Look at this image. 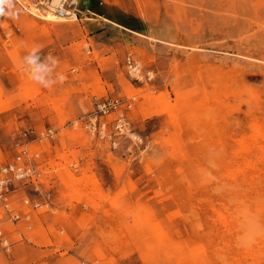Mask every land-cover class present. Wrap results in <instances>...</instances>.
<instances>
[{
	"label": "rangeland",
	"instance_id": "1",
	"mask_svg": "<svg viewBox=\"0 0 264 264\" xmlns=\"http://www.w3.org/2000/svg\"><path fill=\"white\" fill-rule=\"evenodd\" d=\"M103 1L0 0V166L58 130L50 204L0 264H264V0ZM109 95L135 97L116 148L83 126Z\"/></svg>",
	"mask_w": 264,
	"mask_h": 264
},
{
	"label": "built area",
	"instance_id": "2",
	"mask_svg": "<svg viewBox=\"0 0 264 264\" xmlns=\"http://www.w3.org/2000/svg\"><path fill=\"white\" fill-rule=\"evenodd\" d=\"M51 1L39 0V3L45 8H50ZM76 1L60 0L53 11L58 17L72 18L77 15ZM103 2L100 0V4ZM125 66L127 72L137 80L151 77V71H144L141 61L133 53L127 54ZM134 99L135 97L121 98L114 95L95 96L94 109L83 122L89 136L93 139H107L111 146L116 148L117 138L133 132L129 112ZM112 114L114 117L109 118ZM20 135L22 139L17 142L18 150L14 158L0 166V246L6 253H10L14 247L11 231L18 232L23 238V229L33 228V211L50 204L54 186L48 178L43 158L47 150L42 146L47 143L53 145L58 139V130L53 126L32 127L22 130ZM34 143L37 147L32 146ZM26 185H31L44 200L32 198L28 193L17 198V191ZM10 226L14 229L10 230Z\"/></svg>",
	"mask_w": 264,
	"mask_h": 264
},
{
	"label": "bare ground",
	"instance_id": "3",
	"mask_svg": "<svg viewBox=\"0 0 264 264\" xmlns=\"http://www.w3.org/2000/svg\"><path fill=\"white\" fill-rule=\"evenodd\" d=\"M60 3V0H52L51 3H50V9L52 10H49V18L53 19V20H67L68 18H61V17H55L57 15H54V11L53 9ZM35 6H37V3H34ZM241 166V165H240Z\"/></svg>",
	"mask_w": 264,
	"mask_h": 264
}]
</instances>
